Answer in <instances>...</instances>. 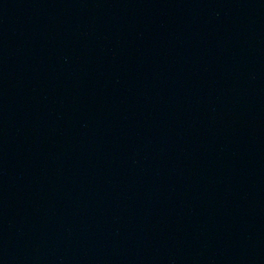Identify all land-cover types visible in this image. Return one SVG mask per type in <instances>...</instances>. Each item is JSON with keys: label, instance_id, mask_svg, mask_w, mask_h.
Returning a JSON list of instances; mask_svg holds the SVG:
<instances>
[{"label": "water", "instance_id": "water-1", "mask_svg": "<svg viewBox=\"0 0 264 264\" xmlns=\"http://www.w3.org/2000/svg\"><path fill=\"white\" fill-rule=\"evenodd\" d=\"M0 264H264V0H0Z\"/></svg>", "mask_w": 264, "mask_h": 264}]
</instances>
